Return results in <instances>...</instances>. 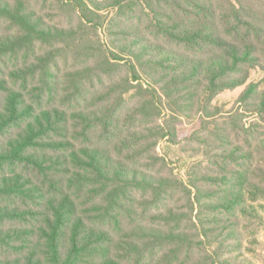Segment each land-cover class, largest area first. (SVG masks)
Returning a JSON list of instances; mask_svg holds the SVG:
<instances>
[{
  "label": "trees",
  "instance_id": "1",
  "mask_svg": "<svg viewBox=\"0 0 264 264\" xmlns=\"http://www.w3.org/2000/svg\"><path fill=\"white\" fill-rule=\"evenodd\" d=\"M262 212L264 0H0V264H229Z\"/></svg>",
  "mask_w": 264,
  "mask_h": 264
},
{
  "label": "rangeland",
  "instance_id": "2",
  "mask_svg": "<svg viewBox=\"0 0 264 264\" xmlns=\"http://www.w3.org/2000/svg\"><path fill=\"white\" fill-rule=\"evenodd\" d=\"M100 35L105 41V31H100ZM263 77L261 73H254L252 80H260ZM243 88H239L234 92L228 91L217 97L214 101V105L224 108L225 111H233L237 108L236 101ZM199 127L198 121H193L192 123H182L178 127L180 139L188 137L194 130ZM158 153L164 156L170 165L175 169L178 177L186 180V172L191 166L195 159L187 153H184L180 146L170 144L164 141L158 146ZM264 216V213H261ZM248 242H245V247L243 254H237L231 256L229 264H264V227L256 232L255 236L247 238Z\"/></svg>",
  "mask_w": 264,
  "mask_h": 264
}]
</instances>
